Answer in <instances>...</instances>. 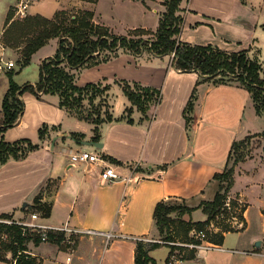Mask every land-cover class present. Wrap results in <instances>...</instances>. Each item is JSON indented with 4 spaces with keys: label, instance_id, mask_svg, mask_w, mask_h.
<instances>
[{
    "label": "crops",
    "instance_id": "0c3cea01",
    "mask_svg": "<svg viewBox=\"0 0 264 264\" xmlns=\"http://www.w3.org/2000/svg\"><path fill=\"white\" fill-rule=\"evenodd\" d=\"M17 1H2V43L8 13ZM28 1L30 14L53 17L60 9H93L94 19L104 23L98 19L95 8L90 7L100 0ZM162 2L165 1L125 0V4L137 6L145 15L155 8V21L161 19L158 11ZM178 12L184 17L182 41L213 44L227 51L246 50L252 59L264 65V0H181ZM156 25L135 23L127 27L155 30ZM59 43V38H52L46 44L51 46L40 55V63L55 54L52 49L56 46V51ZM154 54L160 66L143 76L139 69L133 74L104 70L115 62L120 70L125 58L122 54L80 69L79 84L99 80L111 83L109 103L114 116L101 125L99 140L93 138L94 124L61 107L58 95L39 97L30 90L23 93L24 112L2 135L11 142L29 138L40 147L24 157H11L0 166V214L10 212L13 218L29 219L32 210L28 207L41 192L43 201L52 202V211L47 217L40 214L34 221L50 227L67 224L84 230H51L53 238L39 243L31 240L29 251L37 259L35 264H136L138 240L161 237L155 218L159 201L178 199L194 207L182 219L206 220L203 202L215 198L220 187L215 174L227 168L234 142L264 130V116L257 111L253 93L239 79H206L198 71L178 69L172 54ZM88 68L99 73L82 79L81 73ZM122 79L159 88L161 96L156 106L146 112L134 106L127 115V107L133 104L123 91ZM27 82L32 81L19 84ZM4 98H0V118ZM44 123L49 124V131L41 138L39 130ZM74 133L82 136L76 137ZM83 140L100 141L103 146L85 144ZM80 148L100 151L117 166L121 176L105 180L98 163L73 161L71 154ZM233 187L241 191L239 200L244 205L233 216L240 222L223 232L222 243L205 240L217 246L199 247L195 257L183 258L178 250L188 248H177L175 255H171L174 264H264V192L252 193L238 180ZM196 213L204 216L197 218ZM232 233L235 236L230 241L228 236ZM156 248L150 254L159 264ZM6 256L0 264L16 263L11 251Z\"/></svg>",
    "mask_w": 264,
    "mask_h": 264
},
{
    "label": "trees",
    "instance_id": "16d2710c",
    "mask_svg": "<svg viewBox=\"0 0 264 264\" xmlns=\"http://www.w3.org/2000/svg\"><path fill=\"white\" fill-rule=\"evenodd\" d=\"M88 1L97 2L98 0ZM180 2L181 0L165 1L166 9L156 31L146 27H135L129 30V34H119L110 26L97 22L94 19L95 11L93 9H60L53 17L41 13H28L23 17H17L15 16L16 6L11 7L2 41L5 46L20 49V55L17 58L18 68L9 71L10 88L3 100V120L0 122V133L3 134L7 128L19 120L25 109L22 95L25 91L30 90L39 97L49 93L58 95L61 107L78 119L94 124L95 135L93 138L99 140L101 125L106 121L113 120L114 116L108 108L111 105L108 98L111 83L99 80L79 84L77 75L83 67L93 66L117 56L122 46L126 45L132 51L140 53L145 46V39L144 37L134 38V35L145 33L155 35L150 40V47L154 53H175L174 64L182 71H198L206 79L215 78L219 81L242 78L243 83L253 93L257 111L264 116V74H262L264 66L262 63L257 59H252L246 50L227 51L213 44H194L182 41L180 33L184 17L178 12ZM52 38H59L60 43L53 56L42 60L39 80L35 83L19 84L14 78L15 72L17 73L29 65L35 53ZM226 76L228 79H225ZM120 83L132 104L143 112L156 106L161 96L159 88L138 81L122 79ZM98 97L103 98L97 102ZM88 103L89 105H87ZM127 109L129 108L127 107ZM128 119L133 120L131 117ZM53 128H57V125H54ZM39 131L41 138H44L49 131V124L44 123ZM74 135L82 136L78 133H74ZM257 135L264 137V130L248 136ZM244 141L245 138L234 142L231 155ZM38 147L40 144L29 138L11 142L5 140L2 135L0 166L9 158L24 157ZM233 171L234 167H227L223 172L215 174L216 178L222 180V184L213 200L203 202V210L208 214V218L203 221L182 219L183 225L181 224V226H184L185 233L188 234L193 227L199 228L198 230L204 229L215 219L217 214L226 209L224 207L227 191L233 187L235 182ZM42 197L43 194L40 192L28 209L47 217L51 214L52 202L43 201ZM166 204V200H161L155 209V218L163 233L169 226V217L167 216L169 212L179 210L183 215L194 210V207L187 205L167 206ZM0 216L1 218H13V214L10 212H2ZM230 229V227L225 228L221 235L215 239V242L222 243L223 232ZM0 231L7 234L6 238H2L0 235V259H7L6 253L11 251L16 259L15 264H35L37 262L36 257L32 256L29 251V242L34 240L39 243L42 240L38 231L28 226L24 229L23 225L17 222L10 224L1 220ZM53 237L54 233L50 230L49 238ZM169 237L174 238L173 236ZM62 239L63 236H58L59 242ZM161 244L163 243L158 241L138 240L136 264H158L150 254V250ZM171 248L168 262L174 264L171 255L177 246L171 245ZM195 256L196 250H193L187 255L184 254L183 258Z\"/></svg>",
    "mask_w": 264,
    "mask_h": 264
},
{
    "label": "rangeland",
    "instance_id": "374dc122",
    "mask_svg": "<svg viewBox=\"0 0 264 264\" xmlns=\"http://www.w3.org/2000/svg\"><path fill=\"white\" fill-rule=\"evenodd\" d=\"M2 1L3 0H0V9L2 5ZM12 1L15 2L16 0H12ZM19 1L20 0H18L17 3H19ZM17 3L15 4V6L17 5ZM53 4L54 3L52 2L51 5ZM164 4L165 2H162L161 4L162 7L160 6V9L158 11L161 17L165 11L164 7H166V5L164 6ZM90 7L95 8L99 20H102L106 24H110L114 28L115 32H120L119 34H129L130 29H128V27L134 25L135 23L136 24L138 23L140 25L146 24L150 26L152 25L154 26L157 24L156 25L157 27L154 28L156 31L160 23V21H155L158 20L157 19L158 14L155 11V8L153 11L145 15L138 10L137 6H132V4L129 3L125 4V0H100L95 6H90ZM15 16H16V12H15ZM17 17H21V16H17ZM140 37H144L145 39L144 41L145 46L140 53L132 51L126 45L122 46L118 51L119 52L118 54H122V56L123 55L125 56V58L122 59V64L120 66L121 69L120 70L118 69L117 67L118 64L117 62H115L113 63L114 66H108L104 70H107L111 73L116 72L117 74L120 73L133 74L137 72L136 69H139L141 71L139 72V74L143 76V74L146 75L148 73H151L154 71L155 67L160 66L159 62H157L155 58V54L153 50L150 47V40H152V38L155 37V35L150 33L134 35V38H140ZM50 46L51 44L46 45L44 48H42V50H40V52L34 55L29 65L24 67V69L20 70V72L17 73L15 72L14 78L18 83H24L28 80L32 82L39 80L40 67H41L39 58L41 54H44L47 50H49ZM1 49L2 48L0 44V50ZM55 49L52 50L56 52ZM5 53L7 54L8 58L10 57L12 59H15L16 65L12 69L16 70L19 66L17 58L20 55V49L8 47L6 45ZM262 66H264L263 63ZM12 69L9 70L0 69L1 100L6 96V94L9 91L8 90L10 88L9 71ZM97 73H99V70L96 69L93 70L91 68H88V69H84V71L81 73V76L82 79H85ZM262 74L264 73L262 72ZM225 79H228V77L226 76ZM240 79L239 80L243 82V79L242 78ZM113 91L115 92V90ZM102 98L103 97H98L97 102H99V100H102ZM116 100H117V109H119L118 105L120 102L119 99ZM87 105H89V103ZM134 106L137 107L136 105H133L129 109H127V115H130L132 113ZM108 108L110 110L111 105ZM2 120L3 117L0 118V122ZM1 138H2V133H0V140ZM227 167H234V171H233L234 178L235 180H238L242 184V186L245 185L248 187V189L247 187L246 188L244 187V189L249 190L252 193L264 192V137L258 135L247 136V138H245V141L236 150L233 151V154L229 159ZM218 180L220 181V186H221L222 180L220 179ZM220 188L221 187H219L218 191L220 190ZM239 197H241V191L236 190L235 187H232L230 190L227 191V198L224 207L226 209H224L223 212L217 214L215 219H213L210 224L206 225V227L204 228V230L206 231V236L203 241L207 239L209 241H215V239H217L221 235V232L225 228L227 227L231 228L233 224L237 225L240 222V220L235 219L233 217L235 214L237 215L239 212H241V208L244 207L243 202H240ZM229 200L231 201L230 204L232 205V207L230 208L227 205ZM166 203L167 206L184 205V203L179 202L178 199H171V200L169 199L166 200ZM167 216L169 217V226L164 230V233L162 232L161 237L157 239V240H162L158 242L163 243L164 245H161L159 248L155 249V254L157 255L156 258L158 259L159 264H168L166 258L171 245H175L177 246V248L179 247H182L184 249L188 248L189 250L187 249V251L178 250L179 251L178 253H182L184 255L185 253L188 254L191 253V251L193 250L199 249V247L193 246L192 243H200L199 241H202L201 237L197 236L196 232L195 234H192L194 229L196 230L199 229L197 227H193L188 234L185 233L184 226H181V224L183 225V223H181L183 215L181 214V212H179V210L171 211L167 214ZM202 216L204 215H201L200 213L195 214V217L197 218H201ZM213 221L215 223H213ZM254 225L255 226L258 225L256 221L254 222ZM0 235L3 238L4 233L0 231ZM169 236H173L174 238H170ZM234 236H235L234 233L229 234L228 237L230 241ZM145 241L151 242L148 240ZM205 242L207 243V241ZM175 252L176 250L173 251L172 256L175 255Z\"/></svg>",
    "mask_w": 264,
    "mask_h": 264
},
{
    "label": "built area",
    "instance_id": "2783aa9c",
    "mask_svg": "<svg viewBox=\"0 0 264 264\" xmlns=\"http://www.w3.org/2000/svg\"><path fill=\"white\" fill-rule=\"evenodd\" d=\"M29 5L28 0H20L19 3L16 5V16H25L27 14V8ZM1 44V52H0V69H12L16 65L15 59L8 58V56L5 53V45L0 41ZM175 53H172V56L174 58ZM71 158L75 162H92V163H98L102 166V177L105 180H114L121 176L119 171L117 170V166L113 164L105 155H103L100 151L97 150H87V149H77L71 154ZM133 176H131L129 179H132ZM230 200L227 203L228 207H232L230 204ZM40 217L39 212H32L31 217L29 219H16V218H0L1 221L12 224L13 222L20 223L23 225L24 229H26V226L31 227L35 231H38L39 235L42 237V240H48L49 239V231L50 230H66L70 231L72 233L74 232H80L84 231L82 229L72 228L66 225H58V226H52L50 227L47 224H43L37 221H34L35 219ZM213 224V223H212ZM234 225V224H233ZM53 228V229H52ZM88 232H93V229H87ZM197 233V236L201 237L202 241L200 243H192L193 246L197 247H215L217 246L215 243H211L209 241L204 242L206 236V231L204 229L196 230L194 229L192 234ZM4 238L7 237V234L3 235ZM145 240L148 241H162L157 240L154 238H146Z\"/></svg>",
    "mask_w": 264,
    "mask_h": 264
},
{
    "label": "water",
    "instance_id": "95a60500",
    "mask_svg": "<svg viewBox=\"0 0 264 264\" xmlns=\"http://www.w3.org/2000/svg\"><path fill=\"white\" fill-rule=\"evenodd\" d=\"M82 142L85 143V144L95 145V146H97V147H99V146H103V143L100 142V141H94V140H83ZM260 242H261V241L259 240V241H258V244H259Z\"/></svg>",
    "mask_w": 264,
    "mask_h": 264
}]
</instances>
